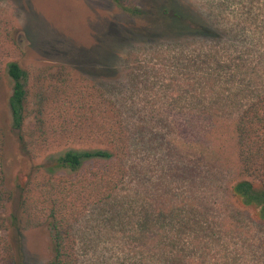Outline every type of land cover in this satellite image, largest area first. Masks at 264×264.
Returning <instances> with one entry per match:
<instances>
[{"label": "rangeland", "instance_id": "1", "mask_svg": "<svg viewBox=\"0 0 264 264\" xmlns=\"http://www.w3.org/2000/svg\"><path fill=\"white\" fill-rule=\"evenodd\" d=\"M168 3L196 19L207 18V22L214 23L212 30L229 32L222 35V41H213L211 36H207L208 42L202 39L205 36L189 40L167 37L159 16ZM137 4L144 7L142 20L125 12L114 0H0V136L4 140L6 185L13 194L4 209L6 217L17 214L23 219L15 178L26 168L8 106L13 81L7 64L11 61L29 73L28 128L34 126L43 96L47 108L52 103L48 98L60 90L75 92L73 99L104 90L118 102L136 149L133 160L142 170V196L154 192L157 185L164 192L169 181L168 185L177 191L176 179L170 174L176 171L177 177L185 175L180 152L196 157L204 153L210 160L219 158L227 171L226 178L237 177L233 124L227 119L234 109L221 107L222 104L216 107L228 114L211 127L208 139L199 133L202 122L190 128L188 119L191 113L211 109V102L219 93L225 97L251 81L264 82V0H140ZM143 25L150 26V33L142 31ZM214 52L227 55L217 59L210 55ZM237 60L241 62L236 63ZM197 73L213 75L214 86L197 84ZM66 78V82L61 81ZM179 95L182 99L178 101ZM241 99L246 101L244 96ZM84 121L88 126L93 123ZM43 125L51 132L49 140H102L101 135L87 136L83 130L69 134L62 130L66 125L61 119L48 118ZM51 126H58L63 132ZM137 188L132 180L124 194ZM251 212H256V208H251ZM98 214L93 208L75 224L80 264H135V258L122 248L128 234L119 235L116 230L120 228L113 227L105 219L107 215ZM236 226L249 233L224 238L223 256L215 255V249L208 253L213 258L206 262L264 264V225H251L248 218L239 216ZM21 227V239L12 225L2 233L15 248L21 244L26 264H47L52 255L48 227H24V221Z\"/></svg>", "mask_w": 264, "mask_h": 264}, {"label": "trees", "instance_id": "2", "mask_svg": "<svg viewBox=\"0 0 264 264\" xmlns=\"http://www.w3.org/2000/svg\"><path fill=\"white\" fill-rule=\"evenodd\" d=\"M114 1L131 16L144 18L141 16L144 7L137 4L140 0ZM163 7L159 19L167 37L189 40L205 36L202 39L208 42L207 36H211L213 41H222V35L229 32L212 30L214 23L207 22V18L196 19L170 3ZM249 19L255 18H246ZM142 31L150 33V26L143 25ZM210 55L219 59L227 53ZM237 61L234 62H241ZM7 71L13 81L8 100L11 126L17 136L23 167H26L15 178L18 204L24 227L44 225L50 230L52 255L47 264H80L74 227L93 208H97L100 217L107 215L105 219L110 220L113 227L120 228L116 233L128 234L122 248L135 258V264H211L212 260L206 262L213 258L209 255L211 251L217 249L215 255L223 256L224 238L249 233L236 226L239 216L248 218L251 225H264V82L251 81L225 97L219 93L216 101L211 102V109L191 113L188 119L190 128L201 121L199 133L208 139L222 115L228 114L216 107L222 104L221 107L234 109L229 111L227 119L233 124L239 163L237 177L226 178L227 171L219 158L210 160L204 153L196 157L180 152L185 175L177 177L176 171L170 174L176 179L177 191L168 185L169 181L164 192L157 185L154 192L145 193L144 197L142 170L133 160L136 149L130 139V128L124 110L113 97L100 90L73 99L75 92H62L58 88L56 90L60 91L48 98L52 103L47 108L43 96L34 116V126L28 128L29 73L16 61L7 64ZM198 73L197 84H215L213 75L205 77ZM179 96L178 101L182 99ZM241 96L246 97L245 102L241 101ZM48 118L63 120L66 126L62 130H68L69 134L83 130L87 136L101 135L102 140H49L47 136L51 132L43 125ZM85 119L94 125L88 126ZM51 128L59 129L58 126ZM3 147L4 140L0 136V264H26L21 244L15 248L2 233L12 225L20 238L23 222L17 214L4 215L13 194L6 185ZM134 169H137L135 175ZM132 180L139 188L124 194ZM251 208H256V212L252 213ZM224 264H228V260Z\"/></svg>", "mask_w": 264, "mask_h": 264}]
</instances>
